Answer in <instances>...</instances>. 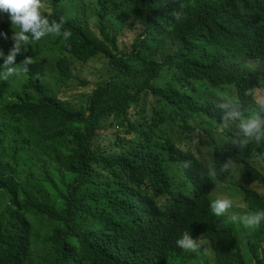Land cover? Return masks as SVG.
Segmentation results:
<instances>
[{
    "label": "trees",
    "instance_id": "trees-1",
    "mask_svg": "<svg viewBox=\"0 0 264 264\" xmlns=\"http://www.w3.org/2000/svg\"><path fill=\"white\" fill-rule=\"evenodd\" d=\"M87 6L66 78L45 99L53 133L42 116L9 125L18 105L0 111V264H264V221L243 232L210 218L183 169L191 148L172 123L190 135L211 126L212 90L255 77L264 0ZM71 80L72 101L61 97ZM248 176L260 184L245 201L264 211V171ZM186 231L201 248L180 256Z\"/></svg>",
    "mask_w": 264,
    "mask_h": 264
},
{
    "label": "clouds",
    "instance_id": "clouds-1",
    "mask_svg": "<svg viewBox=\"0 0 264 264\" xmlns=\"http://www.w3.org/2000/svg\"><path fill=\"white\" fill-rule=\"evenodd\" d=\"M87 11V0H0V111L18 105L9 115V125L28 124L42 116L43 131L47 136L53 133L58 118L45 112V99L66 78L63 65L72 60L69 40ZM172 15L181 19L179 12ZM250 54L258 70L253 79L240 87L212 90L218 100L211 126L190 135L172 122L173 137L185 139L183 144L191 148L182 162L190 189L197 187L205 194L213 221L243 232L264 221V211L249 209L245 201L247 189L260 184L248 175L264 171V32L252 43ZM72 87L73 80L61 97L72 101ZM257 191L264 196L263 188ZM176 243L180 256L201 248L188 231ZM204 244L211 245L208 240Z\"/></svg>",
    "mask_w": 264,
    "mask_h": 264
},
{
    "label": "rangeland",
    "instance_id": "rangeland-1",
    "mask_svg": "<svg viewBox=\"0 0 264 264\" xmlns=\"http://www.w3.org/2000/svg\"><path fill=\"white\" fill-rule=\"evenodd\" d=\"M134 36V33H129V38H132ZM200 149H205V146L202 144L200 145Z\"/></svg>",
    "mask_w": 264,
    "mask_h": 264
}]
</instances>
